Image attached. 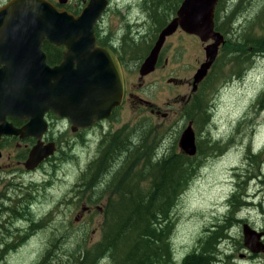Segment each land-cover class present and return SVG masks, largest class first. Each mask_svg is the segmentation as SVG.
<instances>
[{"label": "rangeland", "instance_id": "obj_1", "mask_svg": "<svg viewBox=\"0 0 264 264\" xmlns=\"http://www.w3.org/2000/svg\"><path fill=\"white\" fill-rule=\"evenodd\" d=\"M240 1L243 9L230 22L226 33L228 38L224 39L225 51L214 73L202 86L203 90L207 88L202 107L207 121L204 124L202 120L203 127L199 131L190 124V120H196L193 115L192 118L182 115L185 105L179 95L182 89L167 84L170 82L168 77L193 80L207 61L205 45L199 37H195L198 43L191 38L189 43L183 42L180 34L169 39L163 55V62L169 60V64L165 67L164 62L159 70L149 73L151 75L143 81L139 66L149 51L145 40L151 39L157 25L156 14L149 11L148 0H114L104 23L112 33L118 26L121 27L117 33L119 40L124 34L137 40L136 56L132 58L136 61L130 64L134 69L130 74L131 82L141 83L135 87V92L150 101L159 114L154 115L147 105L140 102L137 105L131 103L111 120L106 129H102L112 132L109 131L111 125V129L121 137L131 133L137 135L132 140L135 144L130 143L124 175L134 178L125 179L120 184L123 185L126 180L130 183L137 180V189L146 191L156 173L154 163L163 158L161 145L173 144L172 154L180 153V140L188 128H192L195 141L198 138L199 166L191 170V178L172 211L170 244L174 258L179 261L190 254L199 239L207 236L213 226L221 224L222 218L232 211L227 201L233 194L264 190L261 186L264 184V49L247 42L250 37L258 40V35L264 33V0H227V12H232ZM172 45H177L174 58L171 56L175 52ZM248 53L254 56L249 63ZM238 56L243 59L237 60ZM200 61L204 62L200 64ZM165 70L170 71V75H165ZM102 130L89 134L85 140L77 138L72 144L60 143L49 164L36 173L22 177L26 187L22 193L24 200L11 214L16 221L23 215L25 222L18 224L22 229L20 231L10 224L1 228L9 235L7 244L15 242V247L0 257V264H37L45 255H48L47 264L56 263L74 254L76 249L90 247L102 238L104 206L110 199V190H104L101 198L95 201H90L88 197L92 189L103 186L105 189L108 184L114 183L116 173L124 169L127 154V151H122L110 158L106 171L97 184L94 183L93 178L103 166L100 149L105 144L107 154L103 156L108 155L111 149L107 142L109 134H103ZM202 147L203 152H200ZM180 158L184 159L182 155ZM189 158L193 159L191 155ZM185 162L191 169L192 162ZM11 165L12 161L7 157L0 160V180L10 175V181H14L11 180L14 174ZM16 166L25 170L17 163ZM140 170L148 174L152 172L147 178H139ZM177 174L182 179H187L189 175L185 166ZM27 206H30L29 211L24 210L28 209ZM239 208L240 205L236 209ZM237 211L231 212L234 222L244 215L246 208ZM2 219L0 212V221ZM33 222L34 228H31ZM26 230H32L33 235L23 239ZM61 231L71 232L70 237L62 238ZM99 264L108 263L103 261Z\"/></svg>", "mask_w": 264, "mask_h": 264}, {"label": "water", "instance_id": "obj_2", "mask_svg": "<svg viewBox=\"0 0 264 264\" xmlns=\"http://www.w3.org/2000/svg\"><path fill=\"white\" fill-rule=\"evenodd\" d=\"M84 1L86 6L78 15L57 8L48 0H12L0 9V139L3 134L41 138L49 111L68 118L76 130L110 118L114 109L122 105L125 81L121 64L111 49L100 45L95 32L108 1ZM219 2L184 0L141 65L140 75L155 71L167 37L181 28L205 44L207 61L195 76L196 83L201 82L225 39L215 31ZM46 41L65 47L60 65L47 64L43 51ZM209 41L213 42L208 44ZM8 117L30 122L14 132ZM180 147L188 155L196 154L192 128L184 132ZM56 152L55 143L45 145L40 139L30 152L27 169L33 170ZM250 233L245 225L246 241Z\"/></svg>", "mask_w": 264, "mask_h": 264}, {"label": "flooded vegetation", "instance_id": "obj_3", "mask_svg": "<svg viewBox=\"0 0 264 264\" xmlns=\"http://www.w3.org/2000/svg\"><path fill=\"white\" fill-rule=\"evenodd\" d=\"M10 1L12 0H0V9L4 6H6ZM52 4H54L57 8L67 10L70 13H73L75 15H78L81 13L83 8L86 6V3L84 0H48ZM87 3L89 0H86ZM108 6L103 13L102 17L98 21L97 25L95 26V32L98 42L102 47H106L111 49L117 59L119 60L123 75H124V81H125V94L124 99L122 102V105L115 108L111 117L102 120L95 124L92 127L88 128H79V129H73V125L70 122L68 118H63L60 115L49 111L45 114V121L47 123V128L44 132H42L41 138L37 136H21V135H14V134H3L0 139V160H3L5 157L7 159H10L12 161L11 165V174H13V178L10 181V175L0 180V212L3 215L2 221H0V252L7 251L9 253L10 250L15 247V242L11 244H7V240L9 235L6 234L4 231H1V228L4 224H10L12 228L16 229L17 231L22 230L20 227H18L19 223H24V216L20 215L19 219L16 221L11 214V211L23 203V196L22 193L26 190V187L24 183L21 181L22 177L25 174L31 175L33 173H36L43 169L47 164L51 162V160L55 157V154L51 156L50 158L44 160L41 164H39L36 168L33 170H28L26 167L27 161L30 157L31 150L39 143V140L41 139L42 143L47 145L50 143H55L56 148L58 150L60 143L65 144H72L75 143L77 138L86 139L89 134L97 133L101 131L102 129H106L107 125L110 124L111 120L116 118V116L119 114V112L128 106V104H136L137 102H140L142 104H145L149 107V110L151 113H154V115L159 116L158 112H156L157 108L152 106L150 101L144 100L141 98L136 92L135 87L137 85H141V83H132L131 82V71L134 70L131 67V63L133 61L132 58L136 56V49L138 47L137 40H135V37H129L127 34H124L121 39L119 40L117 38V33L119 29L121 28L118 26V28L115 30L114 33L112 31H109L105 27V21L108 12L111 10V6L114 2V0H107ZM136 12L139 11V9H133ZM125 18V16H124ZM216 26V25H215ZM165 26L160 30L156 31L154 30L151 39H147V45H149V51L145 58L142 59V63L145 61V59L149 56L151 50L155 46L161 32ZM177 34H180V36L183 39V42H190L189 38L192 39L193 42L198 43L196 40L195 35H191L186 33L183 29L178 28L177 31L167 37L166 42L159 54L158 57V64L156 66V70L160 69L161 64L165 62V67L169 64V60H165L163 62V55L164 50L167 48L168 40L175 37ZM198 38V37H197ZM213 41H209V43H212ZM205 45V44H204ZM224 44L219 47L218 56L214 64L212 65L211 69L209 70L206 77L199 83H195V77L193 80L186 79V77H168L167 84L169 86H172L174 84L175 87L182 89L183 92L179 93L180 97H182V100L185 102V105L183 107V117H190L193 115V117L196 119L190 120V124L193 126V128L199 131L201 127H203V110L202 107L204 106V92L205 90L202 89V86L204 85L205 81L209 78V75L211 74V71L213 67L217 65L218 60L220 57H222L223 52L225 51L223 49ZM172 49L175 50L171 56L174 58L177 54V45H172ZM52 50H56L54 54H52ZM43 51L47 55V64L50 67H55L61 64L63 60L64 53L66 51L65 47H58L54 44H51L49 41L44 42L43 44ZM52 57V62L49 63L50 58ZM204 61H200V64H202ZM232 63V62H231ZM139 66V75H140V68ZM200 66V65H199ZM1 68V66H0ZM198 69V68H197ZM154 72V73H155ZM170 71L166 72L165 75H170ZM153 74V73H152ZM177 74V73H176ZM151 74L146 75L142 77L141 80L145 81L147 77H149ZM165 78V77H164ZM163 79V77H162ZM172 81V82H171ZM162 83V80H161ZM203 90V91H202ZM248 114V113H247ZM192 118V116H191ZM203 120V122H202ZM7 122L12 125V131H20L23 130L26 126L29 125L30 120H22L16 117H8ZM1 125V124H0ZM41 128L40 132L41 133ZM109 132L108 130H102L103 134H109V140L107 141L109 146L108 148L113 149L116 152L124 147H128L127 153L129 151L130 143L133 145L135 144L134 140L137 138V135L135 133L128 134L126 136L119 135L118 133L114 132L113 129H111V125H109ZM196 131V130H195ZM196 145H197V154H195L192 159V168L189 169L188 157L186 153H184L182 150L180 153H177L178 155H182L181 158L182 164L185 166V169L191 173V170H196L199 166L200 162V155H199V145H198V138L196 139ZM118 146H121L118 148ZM92 148V147H91ZM90 148V149H91ZM105 144L102 146V149H100L102 160L107 158L106 156H103L105 151ZM162 149L161 153L163 155V158H161V161L164 162L166 160H172V149L173 144L170 146H166L165 143H163L160 147ZM181 149V148H180ZM115 152V154H116ZM200 152H203V147L200 148ZM107 154V153H105ZM100 156V154L98 155ZM202 161V159H201ZM151 162L150 160L148 161ZM20 166V168L25 170H19L16 166ZM2 169V168H1ZM106 171V168H105ZM192 174V173H191ZM94 183L97 184L99 177L93 178ZM264 187V184L261 185ZM97 191H99V188L92 189L90 191V196L88 199L90 201H95L96 198H100V196L97 194ZM5 192V193H3ZM10 192L7 196V194ZM262 192L264 190L259 192H252L248 190L242 194H240V191L233 194L232 198L227 201V203L232 207L233 204L236 203V200L240 201L243 205L240 206V209L246 208V212L242 217H238L235 219V222L226 229L228 233L225 234V237L219 239L217 241V244L215 247L211 246H205L203 243L204 237H201L197 244L195 245L194 249L191 253L194 252L198 259L196 261L205 262V264H264V194L262 195ZM34 193V192H33ZM261 194V196H260ZM241 195L243 196V199L241 198ZM36 199V197L34 198ZM258 200V203L256 204V201ZM28 209H24L25 211H29L30 206H27ZM238 212V211H237ZM236 212V213H237ZM8 215V217H7ZM231 212H228L223 218V223L228 222L231 217ZM32 223V220H30V224ZM35 222H33L32 227L34 228ZM249 226L250 229V237L247 238V241L243 234L244 226ZM220 227V223L213 226V229L211 232L208 233L210 235L212 231L218 229ZM229 229V230H228ZM235 229H238L239 231H234ZM33 232L32 230H26V234L23 237L30 238L32 237ZM190 253V254H191ZM189 255V254H188ZM186 255L181 262L184 263ZM192 255V254H191Z\"/></svg>", "mask_w": 264, "mask_h": 264}, {"label": "trees", "instance_id": "obj_4", "mask_svg": "<svg viewBox=\"0 0 264 264\" xmlns=\"http://www.w3.org/2000/svg\"><path fill=\"white\" fill-rule=\"evenodd\" d=\"M226 1L220 0L215 12V31L222 34L224 38H228L226 33L229 30L230 22L232 23L243 9L242 1H240L233 9L234 11L227 12L225 8ZM183 2L184 0H148L149 11L154 12L157 17V32L164 26L166 27L176 17L177 11ZM247 42L248 45H258L264 49V33L258 35V40L250 37ZM55 51L52 50V54ZM243 57L246 58L244 55ZM253 58L254 56L248 53V63ZM236 59L241 60L243 58L238 56ZM51 62L52 57L49 60V63ZM214 68L211 71L212 74ZM203 120L205 124L207 121L205 115ZM120 147L118 146V148ZM127 149L128 147H124L117 152L110 149L107 158L103 159L102 169L97 171L99 173L95 177H100L105 172V168H107L110 158L115 155V152L127 151ZM180 157L181 155L173 153L172 160L162 162L159 159V161H156L154 166L152 165L155 167L156 173L153 174L151 185L146 188V191H140L137 189V180L133 183L126 180L123 185L120 184L125 179L134 178L132 175L124 177L126 165H128L127 153L124 169H119L115 176L113 174L114 183L108 184L105 189L103 186L97 191L100 198L104 190H110L111 194L108 203L104 206L105 221L103 223L102 238L90 247L76 249V252L65 260L61 259L51 264H99L103 261H107L108 264H205V262L196 261L198 257L194 252L191 253L192 255L189 254L182 263L181 260L174 258L170 244L172 211L177 203L178 196L191 178L190 172H188L187 179H182V176L177 174L179 169L184 166ZM188 161L191 162L192 159L188 157ZM183 172L184 170L182 174ZM149 174L142 170L138 172L139 178H147ZM184 182L186 183L184 184ZM159 201L162 202L158 203ZM238 205L242 206L243 204L236 200V203L232 205L231 212L237 211ZM232 223V219L226 223L221 222L218 229L205 236L204 245L215 247L217 241L225 237L226 229ZM70 235L71 232L69 231H61V236L64 239H68ZM6 253L7 251L0 252V257H3ZM47 262L48 255H45L37 264H47Z\"/></svg>", "mask_w": 264, "mask_h": 264}]
</instances>
